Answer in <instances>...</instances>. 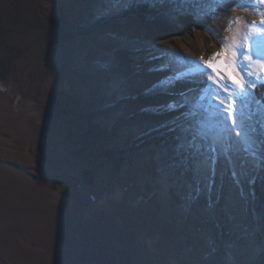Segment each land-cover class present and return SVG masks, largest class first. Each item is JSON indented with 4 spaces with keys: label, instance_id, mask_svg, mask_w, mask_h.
<instances>
[{
    "label": "rangeland",
    "instance_id": "rangeland-1",
    "mask_svg": "<svg viewBox=\"0 0 264 264\" xmlns=\"http://www.w3.org/2000/svg\"><path fill=\"white\" fill-rule=\"evenodd\" d=\"M204 7L0 0V264H264V113L253 149L199 139L181 76L256 17Z\"/></svg>",
    "mask_w": 264,
    "mask_h": 264
},
{
    "label": "snow or ice",
    "instance_id": "snow-or-ice-1",
    "mask_svg": "<svg viewBox=\"0 0 264 264\" xmlns=\"http://www.w3.org/2000/svg\"><path fill=\"white\" fill-rule=\"evenodd\" d=\"M175 5L194 16H207L209 11L204 5H212L213 16L217 10L231 13H246L256 18L251 21L242 16L228 17L225 35L217 52L207 60L200 57L192 61L191 66L181 73L182 77H191L202 81L204 90L201 100H207L204 109L206 119L200 122L198 138H206V130H214L217 137L235 134L242 150L248 151L256 145L255 129L249 121L255 112L264 113V102L255 95L260 86L264 90V0H173ZM233 25L237 27L233 28ZM210 70V71H209ZM253 106H256L253 108ZM243 109H249L247 119L242 118ZM203 145L196 147L195 141L187 145L189 157L193 150L201 153ZM264 147V145H261ZM209 153L215 147L205 149ZM180 158L173 161L170 167H182L185 157V145L178 146ZM211 158V157H209Z\"/></svg>",
    "mask_w": 264,
    "mask_h": 264
}]
</instances>
